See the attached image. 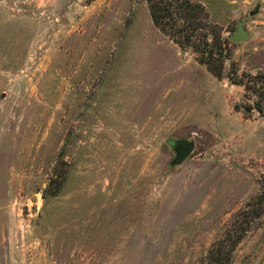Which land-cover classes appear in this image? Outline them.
Listing matches in <instances>:
<instances>
[{
	"label": "rangeland",
	"instance_id": "obj_1",
	"mask_svg": "<svg viewBox=\"0 0 264 264\" xmlns=\"http://www.w3.org/2000/svg\"><path fill=\"white\" fill-rule=\"evenodd\" d=\"M192 1L236 75L146 0H0V264H264V0Z\"/></svg>",
	"mask_w": 264,
	"mask_h": 264
},
{
	"label": "trees",
	"instance_id": "obj_2",
	"mask_svg": "<svg viewBox=\"0 0 264 264\" xmlns=\"http://www.w3.org/2000/svg\"><path fill=\"white\" fill-rule=\"evenodd\" d=\"M154 26L168 35L179 48H191L199 64L216 77L222 78L225 61H230L232 72L237 74L236 65L231 62L228 41L222 38L220 28L210 25L208 29L200 23L208 19L207 11L200 2L192 0H146ZM231 84L244 86L240 79L227 77Z\"/></svg>",
	"mask_w": 264,
	"mask_h": 264
},
{
	"label": "water",
	"instance_id": "obj_3",
	"mask_svg": "<svg viewBox=\"0 0 264 264\" xmlns=\"http://www.w3.org/2000/svg\"><path fill=\"white\" fill-rule=\"evenodd\" d=\"M244 25V21L238 20L236 22L234 33L228 36V40L233 44L240 43L248 38L249 32L245 30ZM166 143L174 154L173 159L168 163L170 169L181 165L194 150V142L191 140L169 138Z\"/></svg>",
	"mask_w": 264,
	"mask_h": 264
}]
</instances>
